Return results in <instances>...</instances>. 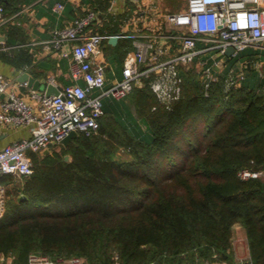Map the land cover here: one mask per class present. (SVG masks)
<instances>
[{
  "label": "trees",
  "instance_id": "16d2710c",
  "mask_svg": "<svg viewBox=\"0 0 264 264\" xmlns=\"http://www.w3.org/2000/svg\"><path fill=\"white\" fill-rule=\"evenodd\" d=\"M1 1L10 13L29 0ZM8 25L12 47L0 59L31 65L29 48L17 46L24 36ZM107 29L120 31L108 22ZM127 42L116 45L120 60ZM249 75L229 96L223 81L207 95L195 69L185 71L183 96L171 108L149 85L135 88L129 102L104 100L98 133L60 144L64 155L58 144L32 153L34 172L8 189L0 256L15 264H28L31 253L80 255L86 264H234L241 225L251 261L264 264V175H239L264 171V81L250 84ZM121 148L130 157H120Z\"/></svg>",
  "mask_w": 264,
  "mask_h": 264
},
{
  "label": "built area",
  "instance_id": "2783aa9c",
  "mask_svg": "<svg viewBox=\"0 0 264 264\" xmlns=\"http://www.w3.org/2000/svg\"><path fill=\"white\" fill-rule=\"evenodd\" d=\"M65 8L62 1L54 5L59 13ZM19 13H9L0 0V28L13 23ZM110 16L122 27L113 46L128 39L120 70L110 55L118 52L109 42L115 34L106 26ZM43 43L69 59L72 82L57 94L31 89L26 95L0 71V135L8 127H31L30 136L0 147V218L9 199L5 179L30 176L35 166L32 153L50 150L72 130L98 133L106 96L126 99L135 88L149 85L158 101L171 108L183 96L185 71L190 69L197 72L207 95L214 82L223 81L229 96L247 77L249 63L264 78V0H109L106 10L92 4L84 14L55 28ZM9 47L3 43L0 50ZM229 48L233 51L227 54ZM249 48L253 55L241 57ZM231 59L235 63L229 64ZM50 82L56 84L54 79ZM263 173L239 171L243 179ZM0 264H7L5 255ZM28 264H86V260L80 255L52 258L31 253ZM237 264L253 262L249 258Z\"/></svg>",
  "mask_w": 264,
  "mask_h": 264
},
{
  "label": "crops",
  "instance_id": "0c3cea01",
  "mask_svg": "<svg viewBox=\"0 0 264 264\" xmlns=\"http://www.w3.org/2000/svg\"><path fill=\"white\" fill-rule=\"evenodd\" d=\"M57 1H62L65 3L66 8L62 13L54 10V5ZM96 1V2H95ZM99 3L97 0H29L24 2L17 10L10 13L15 14L20 12L14 18V24L20 30V34L24 36L25 42L18 44L17 46H27L30 52L33 54L34 60L31 65L24 67H16L11 63H8L0 59V71L6 76L11 78L16 84V88L23 94L28 95L31 89H35L29 86L28 81L20 80V76L24 72H29L31 75L40 79L46 86L50 83V80L54 79L56 84L65 85L72 82L70 61L67 57H62L43 43L45 40H49L52 37L53 30L57 27L64 26L68 24L73 18L79 14H84L87 9L92 5ZM102 5H100L101 7ZM108 5L102 6V10H106ZM9 11H11L9 9ZM111 18V19H110ZM108 23L112 26H117L122 29L121 22L119 20H114L110 16ZM9 26V25H8ZM8 26L0 28V36H6L7 39L0 40L5 42H0V45L7 44L8 40ZM107 26V25H106ZM8 45V44H7ZM112 48L118 49L115 44H111ZM16 46V47H17ZM10 46L7 49H10ZM5 50V49H1ZM120 49H118V52ZM121 54V53H120ZM113 55V54H112ZM119 58L115 59L118 69H121V64H119ZM34 72L41 73L36 76ZM249 75V74H248ZM83 83V80H80ZM39 91L45 92V90ZM128 102V98L125 99ZM31 135L30 126H20V127H8L5 128L0 135V147L4 146L17 138L23 136ZM238 226V235L234 241H238V247L244 245L246 252V259L250 258V250L248 245V238L246 235L245 228L241 225ZM236 250V249H235ZM236 257V252H235ZM7 264H13V257H6ZM241 259L240 261H242ZM223 264H228L224 262Z\"/></svg>",
  "mask_w": 264,
  "mask_h": 264
},
{
  "label": "rangeland",
  "instance_id": "374dc122",
  "mask_svg": "<svg viewBox=\"0 0 264 264\" xmlns=\"http://www.w3.org/2000/svg\"><path fill=\"white\" fill-rule=\"evenodd\" d=\"M249 50H253V48H249ZM110 55H112V53ZM119 57H120V53H118V52L114 53L111 56V58L114 61H115L116 58H119ZM235 61H236L235 59H231L229 64H233V63H235ZM119 62H120L119 64H121V60H119ZM249 77H250L249 78V82H250V84H253V85H259V84L263 83V81H264V78L259 74V71H257L256 69H253V71H251V74L249 75ZM107 99H111V97L106 96L104 98V100H107ZM131 111L134 113L135 116L137 115V110H136V108L133 105H131ZM139 120H141V119H139ZM140 122L142 123V127H144L146 129V125L142 121H140ZM56 149L59 150L63 155L65 154L62 151L60 144H58L56 146ZM117 154L120 155V157H122V158H128V157H130V155L125 151L124 148L119 149V151H117ZM176 156L179 157L180 154L179 155L177 154ZM70 158H71V155L69 154V159ZM263 175H264V173H263ZM23 180H24L23 177H19V176H12V177H10L8 179V182H7L8 189L10 191H12L14 189L16 190V186L18 184H23ZM19 195L22 196V197H24L25 193L22 192V190H20L19 191ZM238 231H240V230H238V226H235L234 239L238 235V233H239ZM234 239H233V243H234V247L236 249L235 250L236 257H235V263L234 264H237V263L241 262L240 261L241 259H243V261L244 260H247V259H246V256H245L246 255V252H245L244 245L241 246V248H240V245L238 247V241H234Z\"/></svg>",
  "mask_w": 264,
  "mask_h": 264
},
{
  "label": "water",
  "instance_id": "95a60500",
  "mask_svg": "<svg viewBox=\"0 0 264 264\" xmlns=\"http://www.w3.org/2000/svg\"><path fill=\"white\" fill-rule=\"evenodd\" d=\"M5 39H7L6 36H3V35L0 36V40H5ZM118 40H119V33H115L110 37L109 42L112 44H116ZM232 51H233V48H229L227 50V54H230ZM263 70H264V64H263ZM251 71H252V64L249 63L248 64V74H250ZM20 80L28 81L29 86H32L35 89L45 90L46 94L48 95L59 93L63 87L60 84H54L52 82L48 83L46 86L40 79L31 75L29 72H24L20 76ZM2 96H4V94H2ZM80 135L81 133L78 130H72L68 136H66L63 140L60 141V144L64 146H68L75 137H78ZM49 151H50L49 149L45 150V152H49ZM66 159H69V154L66 155Z\"/></svg>",
  "mask_w": 264,
  "mask_h": 264
}]
</instances>
